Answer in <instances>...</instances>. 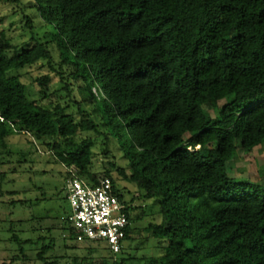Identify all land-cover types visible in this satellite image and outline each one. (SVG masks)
<instances>
[{"label": "trees", "instance_id": "16d2710c", "mask_svg": "<svg viewBox=\"0 0 264 264\" xmlns=\"http://www.w3.org/2000/svg\"><path fill=\"white\" fill-rule=\"evenodd\" d=\"M30 7L49 29L44 40L31 34V45L15 44L0 30V155L11 154L13 128L51 139L43 146L56 160L87 181L109 177L118 198L132 203L109 169L90 171L92 138L75 139L102 133L80 106L89 104L127 160L117 173L153 201L125 208L124 239L134 220L160 215L145 229L165 244L135 264H264V186L227 173L237 149L248 155L264 143V0H33ZM38 60L59 78L79 118L68 104L30 97L11 74ZM51 77L34 79L44 97ZM63 228L75 237L68 220ZM51 246L36 253L43 264H59L46 260ZM132 259L121 247L101 264Z\"/></svg>", "mask_w": 264, "mask_h": 264}, {"label": "rangeland", "instance_id": "374dc122", "mask_svg": "<svg viewBox=\"0 0 264 264\" xmlns=\"http://www.w3.org/2000/svg\"><path fill=\"white\" fill-rule=\"evenodd\" d=\"M20 1L21 7H17L0 0V30H4L15 44L27 43L31 34L44 40L49 29L42 25L37 11L30 7L33 0ZM24 14L30 16L33 29L25 25ZM52 55L56 61L55 50H52ZM11 74L19 75L30 97L50 107L56 103L61 106L68 104L66 111L75 113L76 118H79L77 106L66 96L67 92L61 89L59 78L45 60H38ZM44 74H52L47 85V97L42 96L34 84V79ZM69 83L73 87V98L81 100L78 81H71L70 78ZM80 106L91 112L102 132H78L75 136L76 140L84 137L93 140L90 171L101 173L109 169L115 179V187L120 191L126 190L127 198L133 197V206L151 205V199H144L135 184L127 182L117 173V168L127 166L126 158L118 149L117 137L106 131L100 123L99 115L89 104L82 102ZM7 141L11 154L0 155V264H43L36 253L40 246L48 243L52 246L45 254L46 260L57 257L59 264H74L73 258H77L80 264H101V260L110 258L112 253L104 241L77 240L63 228V222L70 215L65 187L67 175L62 163L53 157L52 148L43 146L45 141L52 140L36 139L29 133L18 132L13 128ZM227 173L236 181L255 182L264 186V143L248 155L237 149L228 163ZM159 221L160 215L154 213L134 220L131 224L130 237L121 242L125 255L134 258L131 264L136 263L135 258L160 253L165 241L154 239L145 229L149 222ZM13 234L20 239V244L13 240Z\"/></svg>", "mask_w": 264, "mask_h": 264}, {"label": "built area", "instance_id": "2783aa9c", "mask_svg": "<svg viewBox=\"0 0 264 264\" xmlns=\"http://www.w3.org/2000/svg\"><path fill=\"white\" fill-rule=\"evenodd\" d=\"M66 198L70 206L67 220L77 240L104 241L111 253L121 249L129 225L127 206L115 194L109 177L87 181L74 165H65Z\"/></svg>", "mask_w": 264, "mask_h": 264}]
</instances>
